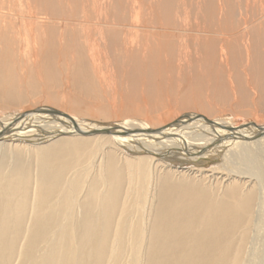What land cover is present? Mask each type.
<instances>
[{
	"label": "bare ground",
	"instance_id": "1",
	"mask_svg": "<svg viewBox=\"0 0 264 264\" xmlns=\"http://www.w3.org/2000/svg\"><path fill=\"white\" fill-rule=\"evenodd\" d=\"M0 264H264V0H0Z\"/></svg>",
	"mask_w": 264,
	"mask_h": 264
}]
</instances>
